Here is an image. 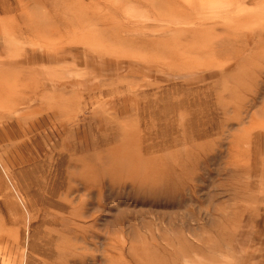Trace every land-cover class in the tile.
Returning a JSON list of instances; mask_svg holds the SVG:
<instances>
[{
  "label": "rangeland",
  "instance_id": "rangeland-1",
  "mask_svg": "<svg viewBox=\"0 0 264 264\" xmlns=\"http://www.w3.org/2000/svg\"><path fill=\"white\" fill-rule=\"evenodd\" d=\"M47 1L0 0V264H264V0Z\"/></svg>",
  "mask_w": 264,
  "mask_h": 264
},
{
  "label": "bare ground",
  "instance_id": "bare-ground-1",
  "mask_svg": "<svg viewBox=\"0 0 264 264\" xmlns=\"http://www.w3.org/2000/svg\"><path fill=\"white\" fill-rule=\"evenodd\" d=\"M47 0H32V4H33V7L35 8H39L40 5H43L45 6L47 4ZM39 17H37L38 19ZM181 252V251H180ZM182 254V253H181ZM145 257H149L148 259L150 260V264H170V262L165 258L163 257L162 255L160 254H157V255H152V254H144Z\"/></svg>",
  "mask_w": 264,
  "mask_h": 264
}]
</instances>
